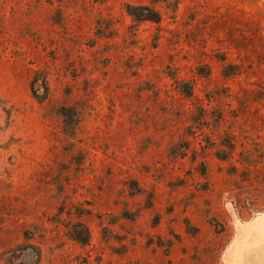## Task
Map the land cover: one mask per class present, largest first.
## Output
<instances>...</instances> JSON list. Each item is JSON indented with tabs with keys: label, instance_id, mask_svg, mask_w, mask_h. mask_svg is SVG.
<instances>
[{
	"label": "rangeland",
	"instance_id": "1",
	"mask_svg": "<svg viewBox=\"0 0 264 264\" xmlns=\"http://www.w3.org/2000/svg\"><path fill=\"white\" fill-rule=\"evenodd\" d=\"M0 264H264V0H0Z\"/></svg>",
	"mask_w": 264,
	"mask_h": 264
},
{
	"label": "trees",
	"instance_id": "2",
	"mask_svg": "<svg viewBox=\"0 0 264 264\" xmlns=\"http://www.w3.org/2000/svg\"><path fill=\"white\" fill-rule=\"evenodd\" d=\"M134 8H131L130 6H126L125 11L126 13L132 17L133 19L137 20V21H149V22H156L158 20V16L157 15H153V13L150 12V10L147 7H143V8H139V10L141 11H145L146 14L144 15H138L134 13ZM231 66L225 67L223 69V76L225 77H229L234 75V72H229V69H231Z\"/></svg>",
	"mask_w": 264,
	"mask_h": 264
},
{
	"label": "bare ground",
	"instance_id": "3",
	"mask_svg": "<svg viewBox=\"0 0 264 264\" xmlns=\"http://www.w3.org/2000/svg\"><path fill=\"white\" fill-rule=\"evenodd\" d=\"M262 223V221H260Z\"/></svg>",
	"mask_w": 264,
	"mask_h": 264
}]
</instances>
